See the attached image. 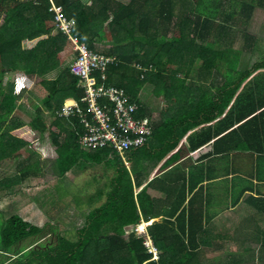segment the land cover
<instances>
[{"label":"trees","instance_id":"16d2710c","mask_svg":"<svg viewBox=\"0 0 264 264\" xmlns=\"http://www.w3.org/2000/svg\"><path fill=\"white\" fill-rule=\"evenodd\" d=\"M176 1L129 0L125 3L118 0H93L91 5H87L82 0H0V162L11 160L21 152L22 148L34 143L47 130L43 110L40 108L37 110V116L30 122L22 123L12 118L16 101L26 92L22 89L18 93L15 88L19 72L27 76L39 77L36 86L44 90L42 102L52 113L62 109L68 98L73 97L80 101L84 95V88L79 85L80 77L72 73L70 67H63L61 53L67 48L69 37L56 26L54 11L51 10L53 3L62 5L64 15L68 19H74L73 36L94 51H98L95 40L101 35L106 20H109L107 31L114 39V43L105 54L114 55L117 60L106 72L107 83L122 87L128 94H131V91L126 87L125 81L132 84L136 79V85L139 86L148 79L159 83L160 79L156 77L161 78L164 75L161 69L160 72H152L155 66L159 67L171 60L180 61L186 58L193 62L197 53H201V58L208 61L207 67L216 71L217 75H222L219 81L248 79L264 81V72H258L264 70V61L239 69L238 64L239 60L242 61L240 57L243 50L235 48V43L240 31L237 25L247 24L242 20V16L236 17L237 15L230 13L224 15L221 20L219 16L222 12L223 0H182L180 9L175 8ZM262 6L264 0H256L255 4L254 1L246 2V14L242 15L248 20L253 11ZM176 10L180 11L178 16L174 13ZM177 18H181L182 34L178 28L179 35L177 23L174 26V20ZM188 28L191 29L190 32H186ZM171 31L173 35L168 36ZM187 54L191 55L185 57ZM236 58L238 59L235 60ZM224 61L227 67H223ZM134 62L137 63L133 66ZM137 64H141L146 69H139ZM53 71L57 72L56 76L47 77ZM118 72L121 73L120 76L117 75ZM256 72L254 79H250ZM6 77L7 88L4 87ZM240 85V82L234 83V86L230 83L216 85L214 86L216 93L212 92L211 95L206 93L200 100H194L191 96L192 98L184 104L186 108L182 109L190 111L191 116L175 115L164 119L156 125L157 127L153 125L152 135L155 134V130L158 131L156 138L158 147L152 148V146L146 149L139 156L137 163L143 166L153 158L160 161L168 153L164 167L176 161L180 156V150H174L182 134L193 126L212 122L222 116ZM155 89L157 90V84ZM241 97L238 96L236 100L242 108L238 112L228 111L220 120L222 123L220 127L225 128L230 123L235 124L256 109L255 105H249L245 97ZM130 99L139 106L138 117L151 127L150 122L145 119L143 104L131 95ZM162 123L165 124L161 129ZM51 124L59 128V132L52 131L50 135L58 154L56 165L60 174L68 173L87 159L110 164L117 172V176L115 175L113 184L111 182L112 186L106 190L104 201L98 206L94 205L83 224L77 227L75 238L61 233V230H51L57 235L55 242L36 247L13 263L199 264L194 263L193 260L194 252L199 246L201 231L193 227L188 212L193 207L195 198L189 200L188 207L181 209L175 220L165 219L162 223L155 222L148 226L149 234L160 249L159 259L150 260L152 253L148 252L144 243L145 237L138 236L134 231L129 235L126 233L128 226L141 223L142 218L147 221L157 214L155 206L151 211L145 210L144 197L147 196V185L136 194L128 167L118 155L115 157L121 159L119 162L110 157L111 149L97 148L89 151L83 149L79 143L83 126L78 118L58 115ZM179 126L183 129L181 132ZM205 130H208V127ZM63 132L64 137H61ZM212 136L210 131V134H206L194 143L193 148L208 143ZM113 163H116L114 167ZM30 164H34L38 169L41 168L40 161L26 163L19 168L20 172L0 178V189L7 188L8 193L16 191L14 188L29 175ZM135 171L134 168L133 172ZM175 173L177 178L171 180ZM168 175L171 178L163 192L168 195L174 192L176 198H179L171 212L174 215L186 199V172L180 164H177L164 178ZM179 178L182 179L183 185H173L172 182L178 181ZM135 182L137 186L141 185L137 177ZM103 195L104 192L102 197ZM180 221L183 222L182 225ZM43 232V226L19 214L7 217L1 230L4 250L0 249V251L6 252L1 264H6L7 260L10 262L9 253L12 255L17 251L20 243Z\"/></svg>","mask_w":264,"mask_h":264},{"label":"crops","instance_id":"0c3cea01","mask_svg":"<svg viewBox=\"0 0 264 264\" xmlns=\"http://www.w3.org/2000/svg\"><path fill=\"white\" fill-rule=\"evenodd\" d=\"M90 1L82 0L85 4ZM123 1L125 3L129 2V0ZM113 43L114 39L110 35L99 36L96 41V48L104 45L105 48L103 49L105 51L102 53H105L106 49L110 46L112 47ZM98 51L101 52L100 50ZM135 63L137 62H134L133 66ZM262 71L264 72V70ZM258 72H261V70ZM256 74L257 72L250 79H254ZM117 75L120 76L121 73L118 72ZM135 80L132 81V84L125 81V85L131 91V94H129L143 104L145 119L150 122L152 130L153 125L157 127L156 125L171 116H191L190 111L182 110L186 108L184 106L187 102L185 97L189 93L183 96L182 101L175 108L168 109L165 115L162 114L163 109L161 105L154 109L155 112L152 111L151 107L145 105V102H148L149 97L152 95L160 98L162 101L165 93L168 94L167 87L173 86L174 82L178 81H160L159 83L144 81L139 86L136 85ZM218 82L219 84L230 83L231 86H234L236 82H240L241 85L222 116L212 120V122H203L193 126L182 134L178 141V146L174 150H180V156L176 161L164 167L169 156L168 153L160 161H156L153 158L149 161L145 160L147 162H144L143 166L137 163L139 156L146 149L152 146V148L158 147L156 139L158 137L157 130H155V134L150 137L144 148L133 150L127 154L126 160L128 161L129 159V161L126 166L133 179L135 193L137 194L147 185V196L144 197L145 210L151 211L153 206L157 208L155 210L157 214L149 220L146 221L142 218L141 223L128 227L134 228L138 225L141 230H144V234L153 241L148 232V226L155 222L162 223L165 219L175 220L179 211L184 207L187 208L189 200L195 198L193 207L188 210L192 218L190 222L193 227L201 231L200 240L198 241L199 246L194 252V263L264 264V81H249L248 79L247 81ZM180 83L183 84L184 82ZM194 83L193 86H195ZM156 84L157 90L155 89ZM213 84L216 85V82L213 81ZM156 92H159L160 95L158 96ZM171 92H173V89H171ZM212 92L216 93L214 86L208 85L202 89H195L190 94L194 100H200L204 94L208 93L211 95ZM22 96L20 95L18 99L24 100L21 98ZM238 96L239 98L240 96H242L241 98L245 97L246 103L255 105L256 109L243 120L236 121L235 124L230 123L225 128L220 127L222 124L220 120L226 116L228 111L233 110L238 112L242 108L241 105L237 104L236 98ZM156 102L160 104L158 99H156ZM13 114L12 118L14 117ZM18 121L27 123L23 119H18ZM164 124H161V129ZM206 127H208V130H205ZM182 130L180 129V132ZM210 131L211 135H213L212 139L208 143L193 148L192 145L206 136V134H210ZM49 136L51 139V135ZM41 139L42 136L34 143H37ZM49 142L56 152V147L52 140ZM46 145L44 144L45 147ZM36 161H40L42 172L38 174L37 172L29 171L27 178L14 188L17 192L18 190H22L31 195L29 192L32 191L34 195L42 186L48 187L42 185L40 182L36 185V182L39 181L37 179H41L40 181L43 182L52 179L47 176L51 170L52 163H48L40 156L28 160L27 164ZM25 164V162L22 163L21 167ZM177 164H180L186 172V199L184 203H181L178 211L172 215L171 212L179 198H176L174 192H171L170 195L163 192V189L168 187L171 178L170 175L166 178L164 176ZM19 168L15 173L17 171L20 172ZM134 168L135 172H133ZM15 173L5 176H12ZM67 175H70L72 179L76 177L72 172L67 173ZM135 177L141 182L140 186L136 185ZM175 178H177V173L173 174L171 180ZM32 179H34V184H32ZM172 184L182 186L183 181L179 178L178 181L172 182ZM190 187L192 190H190ZM16 191H12V193ZM166 199L167 201H164ZM48 201H50V198ZM36 203L41 207L40 202ZM27 205L29 206V204ZM36 210L37 215L42 213L40 208ZM36 210L34 209V211ZM46 211L44 210V215H46ZM33 215V213L28 211L25 212V216L24 212L22 214L26 219L33 217ZM182 224L183 222L180 221V225ZM153 244L157 246L154 241Z\"/></svg>","mask_w":264,"mask_h":264},{"label":"rangeland","instance_id":"374dc122","mask_svg":"<svg viewBox=\"0 0 264 264\" xmlns=\"http://www.w3.org/2000/svg\"><path fill=\"white\" fill-rule=\"evenodd\" d=\"M92 1L93 0L86 4L91 5ZM252 1H254L255 4L256 0H223L222 12L219 16V18L222 20L224 15L233 13L237 15L236 17L242 16V20L247 22V24L243 23V25H237L241 32L239 31V37L236 39L235 48L243 50V53L240 57L242 61L239 60L238 64L239 69H244V67L248 65L252 66L258 61H264V6L260 8L257 7L248 20L242 15L246 14V2ZM242 4H244V7H242ZM181 7L182 0H177L175 8L180 9ZM174 13L178 16L180 11L176 10ZM180 21L181 18L174 20V26L177 25L176 28L178 35L180 34V31L178 30V28L180 29ZM108 23L109 20H106L105 27L102 29V35H98L97 38H99V36L104 37L107 34L109 35V32L107 31ZM228 24L230 25L231 22L229 21ZM190 31L191 29L189 28L186 30V32ZM169 35H173L172 31L168 33V36ZM95 41H97V39ZM103 48H105V46L100 45L97 49L100 51H105ZM109 48H111V46ZM108 49H106V51H109ZM76 54V48L72 44H68L65 51L61 53L63 67H71ZM190 55L191 54H187L185 57ZM196 55V57L194 56L193 62L186 58L180 61L171 60L165 65L159 67L155 66L154 69H152V72H160V69L161 72L163 71L162 75L164 76H161V78L156 77L157 79H160L159 81H178L179 83L174 82L173 86L167 87L168 94L165 93V96L162 97V101L160 98L152 95L149 97V101L145 102V105L151 107L153 109L152 111L161 105L163 109L162 114L165 115L168 109H173L178 104H180L183 96H185L187 93H189V95L185 97L186 101L192 98L190 93L195 89H202L208 85H221L218 81L222 79V75H217L216 71L211 70L206 66L208 61L201 58V53H197ZM237 59L238 58L235 60ZM218 61L220 60L218 59ZM227 66L228 65L224 61L223 67ZM262 70L263 69H261V71ZM56 73L57 72L53 71L49 73L47 77H55ZM18 75L19 76L16 79L15 88H17L18 93L22 89H25L26 92L24 95L21 94L23 95L21 98L24 100L18 99L16 101V109L14 111L13 118L16 120L23 119L25 122H30L37 116V110L40 108L43 110L47 130L45 133H43L42 139L40 141L23 148V150L16 154V156H14L11 160H3L0 162V178L4 177L5 175L15 173L16 170L21 167L22 163H27L28 160L41 156L48 163H52L51 170L47 175L52 179L47 182L37 179L39 181L36 182V185H38L40 182L42 185H46L48 187L42 186L40 190L34 195L32 194V191L29 192L31 195H28L22 190H18V192L16 191L13 195H10L11 192L8 194L7 188L2 187V189H0V249H3L1 230L7 217H10L13 214H20L22 216L23 212L25 216V212L28 211L34 215L27 220L44 227V232L41 235L30 237L20 243L17 251H14L15 255L14 253L12 255L9 253L11 257L10 262L7 260L6 264H15L13 262L16 261V259L25 256L30 250L36 247H42L43 245L51 244V242H55L57 235L51 230H61V233H65L67 236L75 238L77 227L81 223L83 224L84 220L89 215L90 210L94 208V205L98 206L104 201V198L107 194L106 190L112 186L115 175L117 176V172H115V169H113L110 164H101L87 159L80 162L68 171V173L72 172V174L76 175L74 179L70 178V175H67V173L60 174V171L56 165L57 152L54 151L55 149L50 145L49 142L51 141L49 136L50 132H59V128L56 125L51 124V121L58 117V111L57 113H52L44 106L42 102L44 90L41 87L36 86L39 77L27 76L22 72H19ZM4 79V87H6L7 78ZM146 81L154 80L148 79ZM213 81L216 82V85L213 84ZM180 82L184 83L182 84ZM193 82H195V86H193ZM171 89H173V92H171ZM156 94L158 96L160 95L159 92H156ZM156 99L160 101V104L156 102ZM74 102L75 98L70 97L65 101L64 107L68 109L69 107H72ZM61 137H64V132L61 134ZM46 143L48 144L46 145ZM55 155L56 157H54ZM113 160L118 162L121 161V159L118 157H114ZM113 165H116V163H113L112 166ZM28 169L29 171H35L38 174L42 172V169H38L34 164L28 165ZM33 180L34 179H32V184H34ZM102 192H104L103 197ZM49 198L50 201H48ZM99 198L103 199L100 201ZM35 201L40 202L41 207H39ZM27 204H29V206ZM37 208L41 209L42 213L40 215L36 214ZM34 209L36 211H34ZM43 209L47 210L46 215H44ZM126 229L127 235L134 231L138 236L147 237L146 234H144V230H141L140 227L139 231H137L135 227H127ZM3 250L0 251V264L2 263V260L6 254V252H3Z\"/></svg>","mask_w":264,"mask_h":264},{"label":"built area","instance_id":"2783aa9c","mask_svg":"<svg viewBox=\"0 0 264 264\" xmlns=\"http://www.w3.org/2000/svg\"><path fill=\"white\" fill-rule=\"evenodd\" d=\"M51 10L54 11L56 26L68 35L77 50L70 68L72 73L80 77L79 85L84 88L81 100H75L68 109L64 104L58 115L79 119L83 126L79 143L87 151L109 148L111 154L124 157L129 151L145 146L153 130L138 117L137 103L131 101L125 89L107 83L106 72L117 57L94 51L74 37L72 32L75 21L64 15L62 5L53 3ZM137 67L146 69L141 64H137ZM135 228L140 230L138 225ZM144 243L148 252L152 253L151 259H158L159 249L151 238L145 237Z\"/></svg>","mask_w":264,"mask_h":264},{"label":"clouds","instance_id":"9594fccd","mask_svg":"<svg viewBox=\"0 0 264 264\" xmlns=\"http://www.w3.org/2000/svg\"><path fill=\"white\" fill-rule=\"evenodd\" d=\"M68 43L69 44H72L71 42H70V39H69V41H68ZM99 52V51H98ZM127 92V91H126ZM129 95V94H128ZM130 96V95H129ZM76 100V99H75ZM138 105V104H137ZM138 108H139V106H138ZM149 141V140H148ZM129 152H131V151H129ZM128 152V153H129ZM127 153V154H128ZM126 154V155H127ZM116 155H118V154H116V153H112L111 155H110V157H112V158H114ZM126 155L124 156V157H122L121 155H118L124 162H125V164H127L128 163V161L126 160Z\"/></svg>","mask_w":264,"mask_h":264},{"label":"bare ground","instance_id":"6f19581e","mask_svg":"<svg viewBox=\"0 0 264 264\" xmlns=\"http://www.w3.org/2000/svg\"><path fill=\"white\" fill-rule=\"evenodd\" d=\"M127 156V155H126ZM128 161H129V159H128ZM152 243H153V241H152Z\"/></svg>","mask_w":264,"mask_h":264},{"label":"water","instance_id":"95a60500","mask_svg":"<svg viewBox=\"0 0 264 264\" xmlns=\"http://www.w3.org/2000/svg\"><path fill=\"white\" fill-rule=\"evenodd\" d=\"M57 156H58V154H57Z\"/></svg>","mask_w":264,"mask_h":264}]
</instances>
